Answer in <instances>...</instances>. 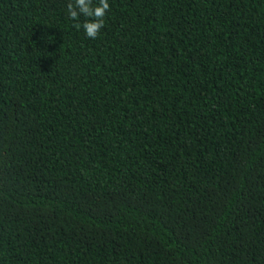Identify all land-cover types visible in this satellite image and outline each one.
Wrapping results in <instances>:
<instances>
[{
    "label": "trees",
    "instance_id": "16d2710c",
    "mask_svg": "<svg viewBox=\"0 0 264 264\" xmlns=\"http://www.w3.org/2000/svg\"><path fill=\"white\" fill-rule=\"evenodd\" d=\"M70 2L0 0V264H264V0Z\"/></svg>",
    "mask_w": 264,
    "mask_h": 264
},
{
    "label": "clouds",
    "instance_id": "9594fccd",
    "mask_svg": "<svg viewBox=\"0 0 264 264\" xmlns=\"http://www.w3.org/2000/svg\"><path fill=\"white\" fill-rule=\"evenodd\" d=\"M109 10V0H72L68 4V15L73 20H79L83 16L84 22L77 26L83 27L85 35L92 39H95L103 28V18Z\"/></svg>",
    "mask_w": 264,
    "mask_h": 264
}]
</instances>
